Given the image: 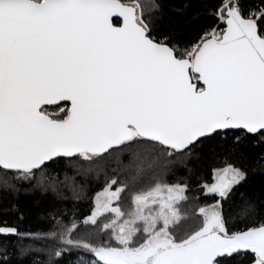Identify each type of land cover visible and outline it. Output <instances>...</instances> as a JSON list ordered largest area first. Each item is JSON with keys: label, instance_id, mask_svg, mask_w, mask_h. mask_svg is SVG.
I'll use <instances>...</instances> for the list:
<instances>
[{"label": "snow or ice", "instance_id": "6c2138e0", "mask_svg": "<svg viewBox=\"0 0 264 264\" xmlns=\"http://www.w3.org/2000/svg\"><path fill=\"white\" fill-rule=\"evenodd\" d=\"M198 7L207 22L185 38L164 0H0V264L30 247L10 237L87 254L70 264H264V197L237 194L264 176V0ZM205 156L224 164L200 186L217 199L189 213L188 180L168 178ZM110 158L81 220L69 170L99 177ZM21 192L52 194L49 231L20 229Z\"/></svg>", "mask_w": 264, "mask_h": 264}, {"label": "trees", "instance_id": "16d2710c", "mask_svg": "<svg viewBox=\"0 0 264 264\" xmlns=\"http://www.w3.org/2000/svg\"><path fill=\"white\" fill-rule=\"evenodd\" d=\"M185 4H189L187 11H182ZM165 15L163 17L164 26H174L181 36L187 38L195 36L202 25L206 23V19L201 16L193 18L197 11H201L198 7V0H164ZM124 162L127 163V158H124ZM224 164L219 158L205 156L196 168L195 174L190 177L187 176L183 169L177 171L176 176H169V182H175L177 177L186 178L190 185L189 201L183 206L186 207L185 211L193 213L197 211L198 207L213 203L216 201V197L206 195L200 187L205 183L213 182V170L223 167ZM96 170L100 172V176L95 174H89L87 177L76 175L72 170H69V175L76 176V181L85 185V192L79 199V201H73L71 199L70 189H65V196L69 197L65 203L69 207H74L79 213V219H83L90 214L91 209L94 206L95 195L104 190L106 181L110 178L114 172L119 171V166L115 162L114 158L100 161L96 165ZM106 174V175H105ZM126 178V177H125ZM147 178L143 182H146ZM27 187V185H25ZM115 186H113L114 190ZM244 191L247 195L254 198L264 197V176L259 174H250L247 183L237 189V194ZM4 197H10V193H0ZM52 202V194L48 193L41 195L40 192L19 194V203L26 209L25 218L19 222L20 229L22 231L32 232H47L51 229V223L43 217V213L50 207ZM119 205L122 209H129L131 207L130 194L125 193L120 201H113V207ZM227 204H225V210L227 211ZM188 208V209H187ZM109 216V214H106ZM110 218V217H109ZM11 220H15V217H11ZM188 223H191L189 221ZM186 226V225H185ZM83 231V227L81 228ZM0 239H3L0 237ZM14 242V246L22 244L23 246H30L28 250L21 256L17 254L12 264H49L50 257L53 264H70L77 258V255H87L79 250H73L72 252H66L63 258H57L54 256V251L61 247L58 240L52 239H25L23 241H17L16 237L8 238Z\"/></svg>", "mask_w": 264, "mask_h": 264}, {"label": "rangeland", "instance_id": "374dc122", "mask_svg": "<svg viewBox=\"0 0 264 264\" xmlns=\"http://www.w3.org/2000/svg\"><path fill=\"white\" fill-rule=\"evenodd\" d=\"M103 191H104V190H102V191H100V192H98V193H103ZM98 193H97V194H98ZM97 194H96V195H97ZM96 195H95V197H96ZM187 195L189 196L188 193H187ZM95 197H94V201H95ZM215 202H216V201H215ZM215 202H213V203H209V204H205V205H202V206H200V207H204V206H207V205H212V204H214ZM112 206H113V205H112ZM183 209L185 210L186 207L183 206ZM187 209H188V208H187ZM197 211H198V209H197Z\"/></svg>", "mask_w": 264, "mask_h": 264}]
</instances>
